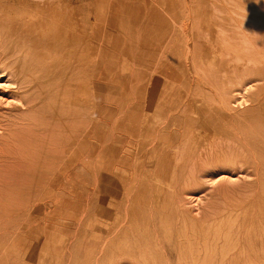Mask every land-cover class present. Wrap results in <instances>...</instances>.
<instances>
[{"label": "rangeland", "instance_id": "obj_1", "mask_svg": "<svg viewBox=\"0 0 264 264\" xmlns=\"http://www.w3.org/2000/svg\"><path fill=\"white\" fill-rule=\"evenodd\" d=\"M41 1L24 0L25 3L16 5L11 0H0V36L1 40L7 39L11 31L4 24L5 19L12 22L18 14H38L44 24L47 14L44 10L49 6L57 24L71 22L75 32L82 28L87 32L83 52L77 41L70 47L74 50L70 57L71 61L75 60L74 65L86 54L89 67L85 73L77 67L52 75L46 70L36 73L40 85H74L69 114L74 159L68 172L59 163L51 197L55 203L40 204L54 208L70 194L71 205L67 212L57 216L46 211L31 212L40 194L23 188L27 187L31 174L17 176L15 170L24 164V161L17 163L22 156H27L25 168L31 170L35 165L30 152L46 135L48 112L44 105L36 124L23 120V116L32 113L31 109L21 105L22 92L10 63L0 65V119H5L0 122V148L4 147L5 138L15 147V153L0 167V184H3L0 196L6 194L8 198L7 210L0 211V264H141L140 239L136 233L145 229L148 218L167 220L165 225L174 227L178 216L173 215L177 211L205 220L202 230L208 229L210 237L218 234L219 238L209 241L210 249L215 248V259L210 264H264V143H251L259 149L255 160L198 164L196 183L189 178L185 180L187 170L173 177L162 154L153 153L156 130L172 114H181L184 110L186 117H195L192 100L205 106L209 98L215 104L216 92L222 89L235 106V113L244 115L242 131L246 128L247 116L251 117V124L255 121L257 125L264 124V82L255 81L254 76H249L250 81H235L236 50L217 40L216 30L210 41H203L199 49L204 55L205 71L211 73L212 79H218L210 81L221 85L190 81L194 66L188 58V69L184 67V57L190 53L183 44L186 38L192 37L190 28L199 24L222 28L237 26V23L260 25L264 22V0ZM148 2L155 7L170 6V15L166 14V19H170L166 22L157 19V24L143 27L136 42L127 40L136 38L138 23L142 20L138 18L136 25L126 28L127 21L122 20L123 4ZM138 10L128 12L133 16ZM31 34L47 44L43 49L40 47L42 51L46 47L52 50V43L58 42L54 50L63 51L62 39L53 41L39 32ZM201 34L206 33L200 31ZM232 44L242 46L243 43L233 39ZM66 174H69L68 183ZM109 182L120 187L113 195L115 204L110 223L106 192ZM19 203L23 209L18 207Z\"/></svg>", "mask_w": 264, "mask_h": 264}, {"label": "bare ground", "instance_id": "obj_2", "mask_svg": "<svg viewBox=\"0 0 264 264\" xmlns=\"http://www.w3.org/2000/svg\"><path fill=\"white\" fill-rule=\"evenodd\" d=\"M22 1L24 2V0H11L14 4L19 2L22 3ZM41 2L43 3L44 0ZM67 5L69 7H67V11H70L68 1ZM56 6L58 5L56 4ZM63 6L66 7V4L64 3ZM50 7L51 6H49V8L46 7L47 10H44L47 13L45 16V20L47 21L44 20V24L42 23V16L40 17L35 13L27 16L18 14L17 17L12 18V22L9 19H5L4 24L8 25L11 33L8 37L6 35L7 39L5 40H1L0 36V65H7L10 63L13 68V74H16V79L19 83L17 87L22 92L21 97L23 101L21 105H24L26 109H31L32 113L26 117L23 116V120H28V124H36L42 106H46L48 114L46 113L45 119H49L45 124L46 135L43 139L38 141V144L33 148L34 150L30 152L34 157L33 160L35 161V165L31 167L32 171L25 168L27 165V156H22L18 158L17 163L19 164L20 161H24V164L20 165V168L15 171H18L16 173L17 176L31 174L26 184L27 187L23 188L29 191L36 190V192L40 194L38 197V204L30 209L31 212L37 213L39 211H46L48 214H56L57 216V214L65 213L69 210L71 205L70 194L62 203L57 204L54 208H45V206L40 204L42 202L48 203V201H53L51 197L54 193L53 186L56 184L57 172L60 169L59 163H62L64 170L68 172L74 159L71 133L72 124L69 117L72 112V86L74 85H70L67 82V85H40L39 76L36 73L41 74L42 71L45 72L46 70L48 74L51 73L52 75L53 72L55 74V72L59 70L63 71L64 69L73 67H77L82 73H85L86 69L89 67V62L86 61L85 53H83V55L81 54L83 57L82 59L79 58L80 60L75 63L76 65L73 64L75 60L74 62L70 60L71 51H74L71 50L70 47L73 46L75 41H77V43L79 42L78 46L80 50L82 52L84 51L86 47V30L82 28L80 30L77 29L78 32H75L74 23L71 24V22V25L63 21L61 24H57V22L54 21V14H52V8ZM63 16H66V13H64ZM69 16L71 15L68 14V17ZM182 28L184 27L182 26ZM214 30L217 31L215 34L217 40H220L221 43H226V47L236 50L233 59L236 62V67L233 71V78L236 79L235 81L238 83L250 81L251 78L249 76H254L255 81L264 82V22L260 25H240V23H237V26H230L227 28H222V26L218 27L213 24H199L196 28L191 27L190 34L192 37H190L191 39L186 38L183 43L184 47L187 46V52L190 53V56L186 55L184 57V67L188 69L186 67L188 58L191 60L192 67L194 66L193 69L195 73L190 81L196 84H204V82H207L209 85H221V82L219 83L217 81L218 83H213L210 81V79L213 81L218 79H212L211 73L205 71V64L203 63L204 55L201 54L199 49V46L204 45L203 41H210ZM200 31H205L206 34H201L199 36ZM231 31H233L234 34H231ZM38 32L44 36H48V38L53 39V41L62 39L63 51L57 53L53 48V46H59V42L57 45H53L54 43H52V50L46 47V50L42 51L41 48L43 49V46L45 47L47 44L31 34H36ZM74 32L78 37H75ZM233 39L241 41L243 43L242 46L232 44ZM240 64L242 67H240ZM51 78H53V81L54 76ZM156 82H159V79ZM80 87L82 89V86ZM83 88L85 87L83 86ZM216 95L218 96V101L215 104L210 103L208 100L209 98H206L207 102H205V106L202 105L203 103L197 105L195 101L192 100L193 106H195V117H193V115L191 116V114V117H186L185 111L183 110L181 114H172L162 125V128L159 127L156 130L153 153L155 152L156 155L162 154V159L166 160V165H168V168L171 170L173 177L176 178L178 175L181 176V174H184L187 170L185 180L189 178L192 182L196 183L195 168H197L196 166L198 164L205 165L218 162L234 164L239 161H245L246 159L255 160L258 157L259 149L255 147V143H264V129H262L264 124L257 125L256 121L254 124H251V117L247 116L246 128L242 131L241 122L244 115L242 116L241 114L235 113V106L231 104L230 100H227L226 92L223 89L216 92ZM176 96L177 95H175V98ZM42 100L45 101L46 104H43L44 102H42ZM79 103L81 102L79 101ZM169 105H171V103ZM1 120L3 121L5 119H0V122ZM252 142H255L254 146H252ZM2 145L4 147L0 148V167L4 166L7 163L6 160L15 153V147L8 139L5 138ZM124 154L126 155V153ZM45 163L47 164L46 169L44 168ZM64 178L65 182L68 183L69 174H66ZM142 181L143 179L141 182ZM108 185L109 188L106 192L109 195L107 197L109 221L112 219V212L115 204L113 195L115 192H119L120 187L118 183L115 182H109ZM2 189L3 184H0V194L3 193ZM6 189L7 188L4 190L5 193ZM20 189L16 191L17 195ZM15 200L19 201L18 198H15ZM7 201L8 198L6 194L0 196V211L7 210V208H5L7 206ZM20 203L18 207H21ZM116 206L118 205L116 204ZM21 208L23 209V207ZM173 216H178V219L173 222L175 228L165 225L168 222L167 220L148 218L145 222L146 227L142 230L143 232L139 231L136 233L137 238L140 239V246L138 245V247L141 248L139 255L140 263L210 264L213 262L215 259V248L213 247L210 249L209 241H215V239L219 238V236H217L218 234L210 237L208 229H205L206 231L202 230L205 220L199 219L194 215H187L181 211H177V214ZM108 223H110V221ZM226 236L227 235L224 237ZM146 250H148V254H146Z\"/></svg>", "mask_w": 264, "mask_h": 264}, {"label": "crops", "instance_id": "obj_3", "mask_svg": "<svg viewBox=\"0 0 264 264\" xmlns=\"http://www.w3.org/2000/svg\"><path fill=\"white\" fill-rule=\"evenodd\" d=\"M150 4L151 3H149V2L148 3H139V4L136 3L135 5H134V3H124L123 4L122 9L125 11L123 12L122 20L127 21V23H126L127 27L126 28H128L129 26L133 27V25H136V21L138 18L142 20L141 22L138 23V24H140V26L142 25V27L139 26L136 38H132V39L129 38L127 40L136 42L137 38L139 36H141V33L144 31L143 27L148 26V28H149L150 26H153L157 22V19L160 21H163V22H166V20L168 18L170 19V17H167V19H166V14L168 15V13H169V15H170V9H171L170 6L164 5L161 8V7H155L153 5V3H152V6ZM132 10H138V13L137 12L135 14L133 13V16H132L131 13L128 12V11H132ZM142 28H143V30H142ZM148 28H146V30H148ZM145 35H147V33Z\"/></svg>", "mask_w": 264, "mask_h": 264}]
</instances>
